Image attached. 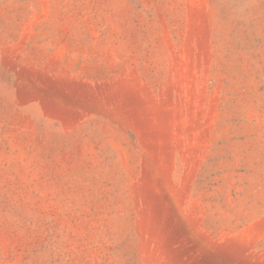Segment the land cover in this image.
I'll return each mask as SVG.
<instances>
[{
	"label": "rangeland",
	"instance_id": "1",
	"mask_svg": "<svg viewBox=\"0 0 264 264\" xmlns=\"http://www.w3.org/2000/svg\"><path fill=\"white\" fill-rule=\"evenodd\" d=\"M0 264H264V0H0Z\"/></svg>",
	"mask_w": 264,
	"mask_h": 264
}]
</instances>
